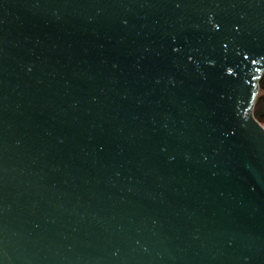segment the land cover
I'll list each match as a JSON object with an SVG mask.
<instances>
[{
    "label": "water",
    "instance_id": "95a60500",
    "mask_svg": "<svg viewBox=\"0 0 264 264\" xmlns=\"http://www.w3.org/2000/svg\"><path fill=\"white\" fill-rule=\"evenodd\" d=\"M264 0H0V264H264Z\"/></svg>",
    "mask_w": 264,
    "mask_h": 264
},
{
    "label": "trees",
    "instance_id": "16d2710c",
    "mask_svg": "<svg viewBox=\"0 0 264 264\" xmlns=\"http://www.w3.org/2000/svg\"><path fill=\"white\" fill-rule=\"evenodd\" d=\"M255 116L264 124V74L260 80V93L255 103Z\"/></svg>",
    "mask_w": 264,
    "mask_h": 264
}]
</instances>
